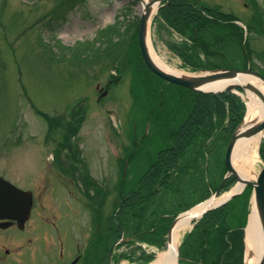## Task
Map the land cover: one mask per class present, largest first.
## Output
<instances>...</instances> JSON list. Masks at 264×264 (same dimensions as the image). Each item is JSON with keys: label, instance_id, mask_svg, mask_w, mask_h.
Listing matches in <instances>:
<instances>
[{"label": "rangeland", "instance_id": "374dc122", "mask_svg": "<svg viewBox=\"0 0 264 264\" xmlns=\"http://www.w3.org/2000/svg\"><path fill=\"white\" fill-rule=\"evenodd\" d=\"M66 1L70 7H65ZM200 1L229 12L235 7L242 10L245 0ZM139 6L138 0H0L1 175L20 187L35 189L37 194L42 188L49 189L48 199L43 200L46 210L56 207L60 223H67L64 226L74 234L84 229L93 238L90 264L107 260L115 240L114 235L107 234V220L118 206L119 194L130 191L157 152L170 146L171 130L188 111L190 97L186 91L143 67L135 35ZM235 15L249 28L246 38L251 43L252 69L264 71V42L255 34L261 32L259 19H249L245 12ZM243 32L245 35L246 30ZM150 42L164 65L183 75L203 73L182 66L169 48L173 43L165 31L157 34L156 27L151 26ZM79 43H96L98 51L108 46L112 53L106 52L101 61L92 64L74 63L69 54L65 60L58 59L65 49ZM232 47L226 42L222 55L210 57V63L220 68L246 67L243 52ZM104 91L106 97L100 98ZM244 101L247 104L246 98ZM79 116L82 121L77 125ZM56 118L60 124L52 131L49 126L55 121L51 119ZM66 123L74 125L68 137L70 145L75 143L78 149L59 146ZM72 155L76 161L82 160L79 165L89 173L88 187L81 174L74 177L75 172L67 167L74 163ZM262 167L257 151L251 180ZM57 170L66 173L57 175ZM86 189L90 197L84 194ZM246 213L244 217L240 214L238 222L247 219ZM131 250H116L113 264H132L120 260Z\"/></svg>", "mask_w": 264, "mask_h": 264}, {"label": "trees", "instance_id": "16d2710c", "mask_svg": "<svg viewBox=\"0 0 264 264\" xmlns=\"http://www.w3.org/2000/svg\"><path fill=\"white\" fill-rule=\"evenodd\" d=\"M65 7H70V2L66 1ZM197 7L193 0H165L154 21L159 29L174 31L182 38L180 43L169 44V48L185 68L215 70L220 66L212 65L209 58L221 56L223 45L236 39L239 29L230 15ZM96 47L79 43L65 49L66 53L58 59L65 60L69 54L68 59L75 63L92 64L106 54ZM105 51L112 53L107 46ZM180 89L189 94L188 111L179 126L171 130L170 146L157 152L134 187L121 195L116 212L107 221L108 235H114L115 240L129 239L119 247H132L130 253L121 255L130 262H150L155 255L146 254L138 244L164 249L168 228L177 214L220 188L226 172L225 147L245 115L244 102L231 92L207 94ZM59 120L51 119L56 122L49 128L59 127ZM80 122L77 119V124ZM72 126L66 123L64 131L73 129ZM259 156L264 162V142ZM233 184V178L225 180L222 193ZM249 192L246 189L225 205L204 214L182 238L180 264H243L244 219L240 222L238 219L240 214L244 217L248 208Z\"/></svg>", "mask_w": 264, "mask_h": 264}, {"label": "flooded vegetation", "instance_id": "af4514ba", "mask_svg": "<svg viewBox=\"0 0 264 264\" xmlns=\"http://www.w3.org/2000/svg\"><path fill=\"white\" fill-rule=\"evenodd\" d=\"M198 4L199 7L205 8L200 0ZM241 7L242 10L236 7V9L231 8L229 15L234 18L235 13L245 12L249 19H259L261 32L255 34L264 42V0H245ZM238 43L233 42V47ZM236 48L250 49L251 43L248 42ZM67 167L70 169L69 165ZM80 168H82L81 165L77 164V170L73 171L74 177H77L78 173L84 176L89 175L84 167L82 171ZM65 173L61 170L56 171L57 175ZM34 190H32V210L24 225L10 219L0 220V264H90L91 236L85 234L84 229L81 233H72L70 228L64 226L67 223L59 222L56 207L53 210H46L43 200L48 199L46 195L49 194L47 192L49 189L42 188L39 194ZM53 195L55 196V193ZM99 249L101 250V246ZM94 252L96 255L97 252ZM98 261L102 263V253L98 254Z\"/></svg>", "mask_w": 264, "mask_h": 264}, {"label": "water", "instance_id": "95a60500", "mask_svg": "<svg viewBox=\"0 0 264 264\" xmlns=\"http://www.w3.org/2000/svg\"><path fill=\"white\" fill-rule=\"evenodd\" d=\"M164 0H149L145 3L139 19L138 24V30H137V38H138V45L141 53V57L145 63V65L148 67V69L158 76L159 78L163 79L166 82H169L171 84L192 90V91H198V92H207V93H220V92H230L234 90H243L244 92L253 93L256 95L264 104V95L254 86L249 84H232L229 86H226L222 90L218 91H204L202 90V87L206 85L207 83L214 82L217 80H229V79H236L241 77H253L257 79L260 83L264 84V77L259 75L258 73L252 71L250 68L246 70H236V69H226L221 71H216L213 73H204L202 76H174L171 74H167L161 69H159L154 61L152 60V57L149 52L148 48V40H147V31L150 26V23L152 21L153 15L156 14L155 12H152V8L156 6V11L159 8V5ZM142 2V0H140ZM207 74V76H205ZM105 94H103L104 96ZM241 126L232 134L230 137V140L228 142L226 152H225V165L227 168V175L226 178L232 176L243 188L245 187H252L253 189V201H254V207L256 210V215L258 218V223L261 231V237H262V254L260 256V259L257 264H264V167L259 172L255 180L246 181L244 180L238 173L235 171L231 164V158H232V150L234 147V144L237 139L240 138L242 135H255L256 133H259L264 130V119L255 125H251L248 127L245 131L240 132ZM242 192V191H241ZM241 192L237 194H233L230 198L224 200L223 202H220L219 204L212 205L211 202H213L220 194V190H218L214 196L209 200L208 207L201 213L200 217L206 213L209 210H212L214 208H217L223 204H225L227 201H229L232 197L240 194ZM31 207V195L27 192L20 191L19 189L15 188L8 182L2 180L0 178V219H13L20 221H25L28 218L29 211ZM177 222V219L174 220L169 228L168 235H167V244L170 245V236L171 231L173 227L175 226ZM115 247V244L112 246L110 252ZM176 264H178V253H176Z\"/></svg>", "mask_w": 264, "mask_h": 264}, {"label": "bare ground", "instance_id": "6f19581e", "mask_svg": "<svg viewBox=\"0 0 264 264\" xmlns=\"http://www.w3.org/2000/svg\"><path fill=\"white\" fill-rule=\"evenodd\" d=\"M148 1L149 0H142L139 6L140 11H142L145 3ZM197 8H199V6ZM155 9L156 6L152 8V12L156 13ZM149 36H150V29L148 28L147 40H148L149 51L152 60L154 61L156 66L167 74H171L177 77L184 76L182 72L164 65L159 59L156 58L154 52L152 51L151 45L149 44ZM202 75L204 74L193 75V76H202ZM205 76H207V74H205ZM241 78L242 80L240 78H236V79H229V80L223 79V80L210 82L204 85L202 87V90L218 91L232 84L246 83L258 88V90H260L264 94V88L257 79L249 76L241 77ZM193 92H198V91H193ZM246 97L248 100L246 120L244 124L241 126L240 132L245 131L251 125L260 123L264 119V104L262 103V101L254 94L249 92V90H247ZM263 139H264V133L259 132L251 136L242 135L240 136L239 139L236 140L234 144L232 150V166L234 167L238 175H240L246 181L251 180L249 175H250V171L252 170V164L254 158L257 155L259 144ZM241 189H242L241 184H237L229 193H227V195L222 197L220 200L226 199L230 194L239 192ZM207 206L208 203L198 205L193 209H191L190 211L186 212L185 214H182L178 218L175 226L171 231V236H170L171 241L169 245V250L167 252H162L158 254L156 259L150 264H176L175 254L178 252V243L181 234L186 230L190 229L192 220L198 217ZM245 244L246 247L248 248V251H250V255L248 257L246 264H257L259 257L261 255V231L258 223V218L256 215V210L253 204L249 215L248 227L245 231ZM106 262L109 263L107 260ZM113 262L115 263L116 261Z\"/></svg>", "mask_w": 264, "mask_h": 264}]
</instances>
